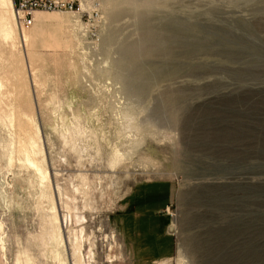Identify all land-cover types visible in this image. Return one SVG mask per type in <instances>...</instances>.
<instances>
[{"label": "rangeland", "instance_id": "1", "mask_svg": "<svg viewBox=\"0 0 264 264\" xmlns=\"http://www.w3.org/2000/svg\"><path fill=\"white\" fill-rule=\"evenodd\" d=\"M82 1L0 0V264H264V0Z\"/></svg>", "mask_w": 264, "mask_h": 264}, {"label": "built area", "instance_id": "2", "mask_svg": "<svg viewBox=\"0 0 264 264\" xmlns=\"http://www.w3.org/2000/svg\"><path fill=\"white\" fill-rule=\"evenodd\" d=\"M13 8L16 21L25 27L32 25L33 14L37 11L71 13L78 16L82 23L85 17L88 21L92 15V11L85 10L82 0H14Z\"/></svg>", "mask_w": 264, "mask_h": 264}, {"label": "crops", "instance_id": "3", "mask_svg": "<svg viewBox=\"0 0 264 264\" xmlns=\"http://www.w3.org/2000/svg\"><path fill=\"white\" fill-rule=\"evenodd\" d=\"M11 5H12V7L14 6V0H11ZM4 13V12H3ZM5 17H6V15H4ZM4 16H1V17H4ZM11 20H8V23L10 22ZM25 38H28V32L27 31H25ZM138 194H142V196L141 197H143V198H141V199H144V200H146L147 198H146V193H142V190L141 191H138ZM150 196H148V198H149ZM154 198V200H158V202L160 201V198H155V197H153ZM157 203V202H156ZM166 204L167 203H164L163 204V206L165 207L166 206ZM148 205V204H147ZM157 205V204H156ZM162 204H158L157 205V207H158V209H159V207L161 206ZM142 223H141V228H142V230H144L145 229V231L144 232H146V233H148V235L149 236H147L148 237V239L147 240H145V242H143V246H142V248L143 249H146V250H148L147 252H155V254H163V255H166L167 254V252H168V250H169V245H170V243H169V240L168 239H165L164 238V240H162V241H157V242H155V240L151 237V235H152V228L151 227H153V226H151V223H149V222H144V221H141Z\"/></svg>", "mask_w": 264, "mask_h": 264}, {"label": "bare ground", "instance_id": "4", "mask_svg": "<svg viewBox=\"0 0 264 264\" xmlns=\"http://www.w3.org/2000/svg\"><path fill=\"white\" fill-rule=\"evenodd\" d=\"M14 10V9H13ZM51 13H55V12H42V11H37V12H35L34 14H33V18H34V24H36V16L37 15H39V14H51ZM34 26V25H33ZM141 26H143V25H141ZM25 28H23L22 30H24ZM133 64V63H132ZM133 70H135V69H133ZM136 71V70H135ZM132 72V71H131ZM130 73V72H129ZM138 76V75H137ZM119 78L121 79L122 78V75L120 74L119 75ZM144 80V79H143ZM142 80V81H143ZM134 83V82H133ZM142 86V85H141ZM0 87H1V84H0ZM145 87V86H144ZM130 88V87H129ZM129 88H127V90L129 89ZM141 88V87H140ZM139 88V89H140ZM131 89V88H130ZM135 90H137V89H135ZM146 90V89H145ZM130 91V90H129ZM142 91V90H141ZM131 92V91H130ZM135 93H140V90H137V91H134ZM119 111V110H118ZM122 118V117H121ZM127 118V117H126ZM142 123V122H141ZM79 130V129H78ZM128 130V129H127ZM80 133V132H79ZM77 134V133H76ZM75 147V146H74ZM115 155V158L117 157V154L115 153L114 154ZM111 160V159H110ZM77 249L75 250V252H76V255H77V260L80 262V263H82V256H81V254H80V247L79 246H77L76 247ZM183 260V258L182 259H180V264H183V262L184 261H182ZM185 264V263H184Z\"/></svg>", "mask_w": 264, "mask_h": 264}]
</instances>
